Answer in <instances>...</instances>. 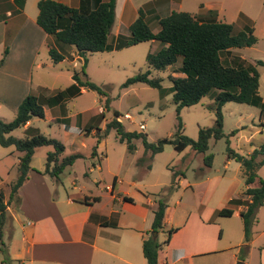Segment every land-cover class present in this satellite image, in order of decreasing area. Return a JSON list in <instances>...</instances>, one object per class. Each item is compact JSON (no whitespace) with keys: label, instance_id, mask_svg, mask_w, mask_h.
Here are the masks:
<instances>
[{"label":"rangeland","instance_id":"1","mask_svg":"<svg viewBox=\"0 0 264 264\" xmlns=\"http://www.w3.org/2000/svg\"><path fill=\"white\" fill-rule=\"evenodd\" d=\"M160 0H128L126 1L125 17L121 19V41L126 42L130 37L128 26L131 25L141 10L144 20L150 30L156 33L159 30L158 21L167 17L173 11L156 8ZM125 0H119V9ZM175 12H186L191 15L206 14L208 11L217 13L216 20L231 24L233 33L236 34L246 29H252L256 37V43L251 47L231 48L221 54V58L230 66L234 57H238L247 63L256 65V62L264 63V0H173ZM37 12L36 6L27 5V12ZM155 16L159 17L156 18ZM119 15L115 19L118 26ZM114 29V28H113ZM65 47L63 60L57 64L51 63L47 57L46 66L35 69L33 73L32 87L37 91L39 86L46 88L47 92L39 90L41 98L52 96L53 91H63L72 83L71 75L74 71L83 68L89 81L94 82L104 92L101 96L94 91H85L82 94L68 99L63 104L66 116H75L78 113L88 111L94 115V135L76 136L64 139L61 124L51 123L41 119H32L31 128L36 133L25 132L22 128L13 131L10 135L15 138L31 137L35 134H43L60 141L65 146V154L79 152L85 158L75 160L60 175L65 186V191L71 193L69 178L73 175L77 186H85L89 190H95V185L104 190L117 176L124 187L129 186V192L136 194L140 191L146 198L154 201H162L167 206V219L173 223L181 222L182 213L175 207L176 200L182 198L183 202L194 201V196L201 197L206 192L211 194L213 202H218L230 192L238 196L244 190V178L242 167L234 159L228 160V149L234 153L248 157L254 150L264 145V113L260 109L236 103H226L221 108L223 138L210 140L208 150L201 154L195 153L190 147L182 152H176L171 145H165L161 153L151 155L145 152L140 140H134L133 152H128L126 145L120 143L114 130H110L98 143V137L103 136L105 125L117 112L124 129L129 132H139L146 135L147 141L156 143L162 138H171L177 131L178 117L176 107L172 101V87L169 77H182L179 72L180 59L167 68L164 72L152 71L151 78H161L159 88H151L145 84H134L127 88L122 85L126 79L144 72L148 69L146 58L148 54L159 48L158 42H143L134 46L116 49L108 52L87 53L86 64L79 57L76 50L69 45L59 43ZM56 50V49H55ZM58 52V51H57ZM65 52V53H64ZM72 54V55H71ZM224 63V62H223ZM226 64V63H224ZM259 73V95L264 103V65L257 66ZM36 92V93H37ZM108 100V108L104 109L105 101ZM214 101L209 97L202 98L199 103L190 107H184L179 112V120L182 124V133L192 140L198 137L201 128H212L215 124L216 115L209 107ZM103 109L101 115L99 110ZM56 110H53L55 112ZM47 117H51L50 109H46ZM127 117V118H125ZM14 119L9 113L0 108V120L10 122ZM144 125L145 129H139ZM96 147V156L91 157L92 150ZM13 149V147L11 148ZM50 148H38L33 156L32 166L35 169L44 168L46 153ZM0 151H4L0 147ZM212 156L210 166H206L204 158ZM6 163L11 162L5 160ZM229 162L228 166L224 167ZM1 165V162H0ZM91 169V172L88 171ZM179 174L183 186H173L174 174ZM17 171L14 169L8 177L6 186L0 187L4 195V201L9 194V185L16 178ZM71 175V176H69ZM257 178L264 180V166L256 170ZM133 182V183H132ZM6 184V183H5ZM186 184L191 187L185 188ZM195 191V192H193ZM135 198V197H134ZM129 212L121 210V220L141 221L149 214V211L136 200L133 207L128 206ZM264 206L258 208L252 220L255 238L247 247L236 248L243 242L242 222L240 218L218 219V226L223 230V235L217 239L216 249L211 247L208 253L197 258L196 263L206 264H261L259 253L260 246L264 244ZM7 221V216H6ZM254 222H257L256 224ZM172 225L166 224L158 232H148V236H156L160 244V251L165 256L167 249L164 242L168 230ZM2 240L6 264H18L10 260L5 249L4 227ZM119 233H122L119 231ZM147 236V237H148ZM248 251V252H247ZM264 253V252H263ZM232 256H236L233 261ZM1 261V255H0ZM187 260L178 264H187Z\"/></svg>","mask_w":264,"mask_h":264},{"label":"trees","instance_id":"2","mask_svg":"<svg viewBox=\"0 0 264 264\" xmlns=\"http://www.w3.org/2000/svg\"><path fill=\"white\" fill-rule=\"evenodd\" d=\"M15 5L22 8L24 0H13ZM93 6L79 8L69 7L54 0H39L36 4V24L47 35L52 36L59 43L72 46L79 57L84 59L85 55L113 50L108 43L112 27L115 23V7L117 0H93ZM217 13L208 11L204 14L191 15L186 12H171L167 17L158 21L159 31L153 33L144 20L141 10L138 17L128 27L130 37L126 42L121 41L115 46L116 49L126 48L143 42H158L159 48L148 54L146 63L148 69L137 75L126 79L122 85L127 88L140 83L151 88H159L161 78H151L152 71L164 72L167 68L174 66L180 59L179 72L182 77H169L172 87V101L176 107L178 123L177 131L171 138H162L156 143L147 141L146 135L139 132L126 131L118 120L120 115L115 112L114 117L105 125L103 136H99L98 143L110 130H114L120 143L126 145L128 152H133L134 140H140L145 152L151 155L161 153L165 145H171L176 152H182L190 147L195 153H205L208 150L210 140L223 138L221 108L226 103L246 104L260 109L264 113V103L259 95V73L257 66H263L261 61L256 65L245 62L234 57L231 66L221 58L223 52L231 48L251 47L256 43V37L252 29H246L236 34L233 33L231 24L216 20ZM0 59V67L4 57ZM49 56L53 63H59L64 58L55 49H49ZM226 64H224V63ZM72 83L63 91H58L52 96L41 98V96L28 94L17 108L15 118L10 122L0 120V147L13 146L19 153L17 165V177L9 185V194L6 201L0 190V252L1 264H6L5 253L2 250L3 227L6 223L7 208L18 200V191L28 179L32 158L38 148L47 147L45 167L43 174L59 181L60 175L75 160L85 158L80 153L64 155V145L43 134H35L31 137L15 138L10 134L25 126L27 122L36 118L43 119V106H62L65 101L81 94L82 90L94 91L101 96L104 92L94 82L89 81L83 68L74 71L71 75ZM211 98L214 103L209 107L216 115L215 124L212 128H201L196 140H192L182 133L183 127L179 120V112L184 107H190L199 103L204 98ZM108 108V100L105 101L104 109ZM103 115V113H101ZM66 121V120H65ZM93 127L83 129L84 135L89 136ZM96 156V147L92 150L91 157ZM228 158L234 159L242 167L244 181L247 189L237 199L229 201L230 206H245L240 212L243 221L244 242L243 247L248 246L251 237V225L255 212L264 203V180L257 178L256 170L264 166V145L254 150L248 157L240 156L228 149ZM211 155L204 158L206 166H210ZM179 174H174L173 186H176ZM257 181V186L253 184ZM245 198L248 200H245ZM97 201L98 199H93ZM126 202L132 199L124 197ZM166 204L158 201L157 208L153 211V221L150 232H158L163 227V219ZM233 210L224 208L218 211L220 217H231ZM177 229H169L164 244L169 242L171 235ZM160 244L156 237L148 236L142 242V253L147 264H159L158 252ZM264 248V247H263Z\"/></svg>","mask_w":264,"mask_h":264},{"label":"crops","instance_id":"3","mask_svg":"<svg viewBox=\"0 0 264 264\" xmlns=\"http://www.w3.org/2000/svg\"><path fill=\"white\" fill-rule=\"evenodd\" d=\"M38 1L24 0L22 8H19L13 0H0V59L5 51L7 52L0 67V108L5 109L14 118L19 104L28 94L38 95L39 90L47 92L42 86L37 88L38 92L34 91L32 83L35 69L47 65L49 49H56L61 55L63 50L66 51L54 37L47 35L37 26L38 11L35 13L32 11L31 14L27 12L28 3L36 6ZM54 1L73 8H79L83 4L81 0ZM126 1L120 9L119 0L116 2L115 19L119 15L120 20L118 26L113 25L108 38V43L112 46L121 42L123 27L121 19L126 16ZM93 2V0H84V6L92 7ZM158 2L159 4L155 5L158 11L160 9L174 11L173 0ZM51 63L55 64L52 60ZM85 91L87 90H82L81 94ZM56 92L58 91H53L52 95ZM46 109H50L51 117H47ZM63 109L59 105L51 108L43 106L44 118L41 120L61 124L60 129L63 130L64 139H70L73 135H84L83 129L93 127L95 116L88 111L70 117L63 113ZM99 113H104V110L100 109ZM31 124L32 120L21 128L25 132L36 133L31 128ZM94 134L93 128L90 135ZM12 147H1L4 151H0V187L7 185V179L14 169L17 171L19 153L14 147L11 149ZM76 153L79 152L72 154ZM64 155L71 154L67 155L64 151ZM96 157L101 159L98 155ZM7 159H11V162L6 163ZM228 164L229 162L224 167ZM30 166L33 170L20 187L18 200L8 207L6 212L4 240L5 249L8 246L7 253L10 260H15L18 264H147L142 253V242L151 231L153 211L157 208L158 201L146 198L137 190H135L136 194H131L129 186L124 187L117 176H114L112 183L106 185L102 191L97 185L95 190L77 186L73 175L69 178L72 186L69 194L65 191L61 179L55 181L54 178L44 175V168L35 169L32 161ZM88 171L91 172V169L88 168ZM182 182L178 177L176 185L183 186ZM257 184L256 181L253 186ZM189 187L191 184H186L185 188ZM246 189L244 182V190L238 196L230 192L218 202L212 201L209 192L201 197H196L193 193L194 201L190 202H183L182 198L176 200L175 207L182 213L183 219L173 224L167 219L165 210L163 227L170 224L171 229L177 230L165 245L167 249L165 256L161 251L158 252L159 264H178L185 260L188 261L187 264H204L195 261L206 255L208 251L216 249L215 242L223 235V230L218 226V219L227 217L218 216V211L230 208L233 214L228 218L241 219L240 212L245 206H230L229 201L239 198ZM124 197L132 199V202L124 201ZM95 198L98 200L94 201ZM136 200L146 207L149 214L141 221L130 219L127 223L122 222L121 210L125 209L129 212L128 206L133 207ZM263 206L264 203L261 207ZM241 222L243 231L242 219ZM254 238L251 225L248 251ZM244 244L243 232V242L236 248H241ZM210 247L214 249L208 250ZM263 247L264 244L260 246L262 251L259 253L261 264H264ZM232 258L235 261L236 256Z\"/></svg>","mask_w":264,"mask_h":264},{"label":"built area","instance_id":"4","mask_svg":"<svg viewBox=\"0 0 264 264\" xmlns=\"http://www.w3.org/2000/svg\"><path fill=\"white\" fill-rule=\"evenodd\" d=\"M125 118H127V117H125ZM139 128H140V130H142V131L145 129L144 125H139Z\"/></svg>","mask_w":264,"mask_h":264},{"label":"water","instance_id":"5","mask_svg":"<svg viewBox=\"0 0 264 264\" xmlns=\"http://www.w3.org/2000/svg\"><path fill=\"white\" fill-rule=\"evenodd\" d=\"M156 233L153 234V236L155 237Z\"/></svg>","mask_w":264,"mask_h":264}]
</instances>
